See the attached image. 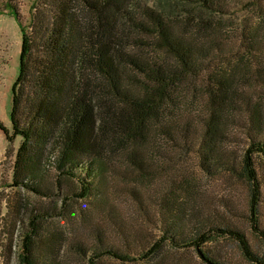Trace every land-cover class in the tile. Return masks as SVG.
<instances>
[{"label":"trees","instance_id":"16d2710c","mask_svg":"<svg viewBox=\"0 0 264 264\" xmlns=\"http://www.w3.org/2000/svg\"><path fill=\"white\" fill-rule=\"evenodd\" d=\"M176 4L182 10L175 15ZM167 5L174 13L144 0H41L30 31L13 8L23 34L13 135L2 121L0 130L10 144L23 138L14 186L44 197L47 162L64 176H74L77 168L87 172L81 198L102 190L110 177L157 185L167 227L151 254L168 245L192 246L205 264H226L208 249L225 240L246 261L264 264V250L254 251L226 213L204 219L194 203L199 191L189 161L194 156L201 173L223 174L247 186L246 218L264 244L255 158L264 156L262 110L240 87L242 79L249 81L264 43L257 40V29L251 30L246 53L236 61L229 50L232 38L217 19L226 11L224 0H167ZM243 123H251L255 134H247L249 148L234 151L231 135L246 128ZM8 204L27 225L18 264H61L38 253L46 238L53 241L42 226L48 214L27 206L23 215V208ZM101 254L132 261L113 249Z\"/></svg>","mask_w":264,"mask_h":264},{"label":"rangeland","instance_id":"374dc122","mask_svg":"<svg viewBox=\"0 0 264 264\" xmlns=\"http://www.w3.org/2000/svg\"><path fill=\"white\" fill-rule=\"evenodd\" d=\"M144 1L151 7L166 8L167 12L174 13L173 9L168 8L167 0ZM224 1L226 11L217 19L222 20L227 27V35L232 38L229 39V50L237 61L246 53L251 30L257 29V40L264 43V0ZM40 4L41 0H0V121L10 130L11 135L13 90L20 73L23 39L13 8L20 15L21 25L29 30ZM180 10L182 7L177 8L176 4L175 15ZM253 61L250 79H242L244 86L242 84L240 87L246 99L253 100L254 106L261 107L260 127L264 133V52L257 53ZM243 124L246 128H236L231 135L234 143L230 147L234 151L249 148L251 141L247 134H255L251 132V123ZM22 140V137H18L10 144L0 130V264H18L16 258L27 229V225L24 226L15 218V210L13 214L9 212L8 202L23 208V215L27 214L24 212L27 206L48 214L42 226L44 234H51L55 244L53 246L49 238L42 242L38 253L44 259L56 260L61 264H205L192 246L175 249L173 245H168L159 255L149 252L156 240L163 237L167 227L162 221L163 211L160 209L159 198L162 191L157 185L149 187L145 183H138L136 179L126 182L124 177H110L102 190L81 198V193H84L82 179L87 176V172L77 168L73 171L74 176H64L55 163L47 162L43 175L44 197L15 187L14 167ZM255 158L262 189L258 219L264 231V156L257 154ZM189 161L197 177L195 183L199 191L194 203L204 212V219H217L219 214L226 213V218L243 229L254 251L263 255L264 244L259 242L251 222L246 218L251 197L247 186L223 174L211 177L201 173L194 156ZM85 165L86 161L81 159L80 166ZM119 171L124 173L122 167H119ZM132 191L137 196L131 195ZM168 191L169 187L166 193ZM230 210H233V215ZM184 218L188 220L190 217L186 215ZM186 232V238L189 239L192 234ZM106 249L130 255L132 261L124 263L102 255ZM208 249L214 257L222 258L226 264H257L246 261L225 240H221L220 244H212Z\"/></svg>","mask_w":264,"mask_h":264}]
</instances>
